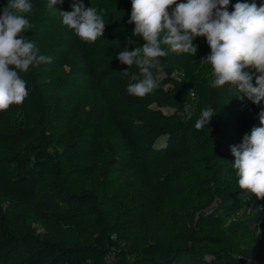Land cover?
Segmentation results:
<instances>
[{
  "label": "trees",
  "instance_id": "trees-1",
  "mask_svg": "<svg viewBox=\"0 0 264 264\" xmlns=\"http://www.w3.org/2000/svg\"><path fill=\"white\" fill-rule=\"evenodd\" d=\"M30 2L25 38L53 59L20 73L27 98L0 111V264H264V199L238 187L230 151L264 101L211 87L204 37L193 57L162 45L159 87L129 95L140 70L116 57L144 43L131 0H83L106 10L94 43L62 24L73 0ZM238 2L253 0L227 10ZM85 81L102 83L97 99ZM207 107L216 115L197 129Z\"/></svg>",
  "mask_w": 264,
  "mask_h": 264
},
{
  "label": "clouds",
  "instance_id": "clouds-1",
  "mask_svg": "<svg viewBox=\"0 0 264 264\" xmlns=\"http://www.w3.org/2000/svg\"><path fill=\"white\" fill-rule=\"evenodd\" d=\"M64 0H49L47 7L63 4ZM132 11L127 23L134 24L133 35L144 41L141 47L129 51L125 47L117 59L140 70L142 78L132 77L135 83L127 86V93L145 97L159 87L157 77L165 71L161 57L172 53L196 55V37L206 38L211 51L205 59L212 66V88L229 85L243 100L254 105L264 101V3H236L232 12L230 0H131ZM71 11H60L62 24L83 42L94 43L105 30L104 15L85 7L83 0H73ZM33 10L30 0H9L0 9V111L13 104H22L28 96L27 82L20 73L52 57L41 54L24 33L32 27L24 14ZM163 34V35H161ZM133 42L129 40V44ZM152 70H155L152 71ZM127 74V70L124 71ZM255 81V83H253ZM242 94V95H241ZM216 115L211 107L203 109L195 127L210 124ZM187 119H191V112ZM260 126H253L238 145H231L233 167L241 190L264 199V107L258 113ZM259 236L260 230L257 228Z\"/></svg>",
  "mask_w": 264,
  "mask_h": 264
},
{
  "label": "rangeland",
  "instance_id": "rangeland-1",
  "mask_svg": "<svg viewBox=\"0 0 264 264\" xmlns=\"http://www.w3.org/2000/svg\"><path fill=\"white\" fill-rule=\"evenodd\" d=\"M114 78H116V77H114ZM81 86H83L85 93H88L94 99H97L96 90L98 87L102 86V83H97V82H93V81H85L81 84ZM33 225L36 228V232L41 231V228L39 227V225L37 223H34Z\"/></svg>",
  "mask_w": 264,
  "mask_h": 264
},
{
  "label": "built area",
  "instance_id": "built-area-1",
  "mask_svg": "<svg viewBox=\"0 0 264 264\" xmlns=\"http://www.w3.org/2000/svg\"><path fill=\"white\" fill-rule=\"evenodd\" d=\"M191 95H192V93H191ZM239 213L240 212L237 211L235 216H237ZM259 263H260V259L257 257H252V258H249V259L244 261V264H259Z\"/></svg>",
  "mask_w": 264,
  "mask_h": 264
}]
</instances>
